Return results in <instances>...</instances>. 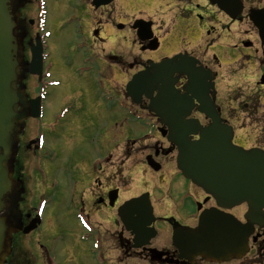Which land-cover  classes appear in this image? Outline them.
I'll return each mask as SVG.
<instances>
[{
  "label": "flooded vegetation",
  "instance_id": "flooded-vegetation-1",
  "mask_svg": "<svg viewBox=\"0 0 264 264\" xmlns=\"http://www.w3.org/2000/svg\"><path fill=\"white\" fill-rule=\"evenodd\" d=\"M117 1L121 11L133 12L126 19L139 52L125 68L128 79L143 71L150 62L159 63L183 55L185 61L193 64V69L208 78L203 82L206 88L201 93L205 91L204 98L221 124L232 129V144L264 152V0H239L238 13L234 8L230 14L213 5L219 0ZM53 6L68 12L70 9L78 16L87 12L82 18L94 41L99 38L100 25L111 15L108 6L95 8L92 0L9 1L15 22L16 59L21 69L17 87L24 90L28 102L40 99V117L27 118L18 130L17 155L8 164L14 184L4 198L0 215L12 231V238L11 251L4 264H57L55 253L48 251V246L54 241L53 245L58 247L54 238H62L60 232L69 240L70 264H264V223L261 228L255 226L248 239L247 254L238 260L235 257L188 258L176 249L172 239L175 228L196 227L199 215L215 209L216 204L178 173L175 149L161 137L165 127L149 114L145 107L147 101L139 106L130 105L124 90V98L133 108L131 113L134 117L140 113L146 115L145 125L151 134L139 138L116 134L102 142L100 151L105 158L99 157L87 164L80 178L82 184L62 191L60 207L65 212L66 225L60 229L54 221L58 208L53 217L44 221L43 213L55 198L46 194L36 197V192L38 188H46L40 183L48 180L44 175L47 166L53 164L54 153L47 147L46 133L37 130V122L44 120L47 91L59 87L50 72L49 54L43 41L48 34L49 9ZM165 44L173 48L171 56L153 58ZM33 47L42 59L35 75L29 73ZM103 58L105 63L126 64L114 56ZM174 78L177 79L175 90L183 95L187 77L174 74ZM198 107L195 105L191 119L199 120L203 126L209 125L210 121L198 115ZM17 110H21L19 105ZM64 110L56 114V122L63 118ZM246 128L252 138L247 148L238 143L241 142L239 132ZM147 160L155 163L158 170L148 168ZM140 168L151 172L155 182L152 190L145 188L138 192V188L135 191L128 188L132 175L138 174ZM145 195L149 200L143 203L147 204L145 209L134 214L122 210L130 199ZM156 196L161 200L155 199ZM160 203H174L176 216L159 215ZM244 211L243 207L242 214ZM223 212L234 216L235 209Z\"/></svg>",
  "mask_w": 264,
  "mask_h": 264
},
{
  "label": "water",
  "instance_id": "water-1",
  "mask_svg": "<svg viewBox=\"0 0 264 264\" xmlns=\"http://www.w3.org/2000/svg\"><path fill=\"white\" fill-rule=\"evenodd\" d=\"M111 1L93 0V4L99 7L101 4L109 5ZM9 11L8 0H0V211L13 186L8 164L16 154L18 130L27 117H35L33 107L25 103L23 89L16 87L20 68L13 36L15 22ZM178 58L150 64L145 71L133 76L125 87L127 95L135 103L144 96L150 101L149 111L167 125V138L177 147V168L184 177L202 188L221 208L231 209L244 203L248 206L244 218L250 222L244 225L217 211L205 212L200 216L197 228L181 229L175 233L173 239L177 249L192 258H223L232 254L239 257L247 250L251 224L263 217L264 153L233 146L231 130L220 124L213 108L203 97L201 106L205 107L199 110L211 118L212 124L202 128L197 121L185 120L192 107L187 94L192 93L195 97L199 76L186 70L183 62H176ZM174 73L186 74L190 80L184 96L173 89ZM154 91L157 94L152 97ZM18 105L20 111L17 110ZM193 136H198L199 140L192 141ZM144 201V197L132 199L124 209L132 213L145 209L147 204L144 206ZM11 232L5 218H0V264L9 254Z\"/></svg>",
  "mask_w": 264,
  "mask_h": 264
},
{
  "label": "rangeland",
  "instance_id": "rangeland-1",
  "mask_svg": "<svg viewBox=\"0 0 264 264\" xmlns=\"http://www.w3.org/2000/svg\"><path fill=\"white\" fill-rule=\"evenodd\" d=\"M108 8L111 15L105 24L103 21L100 25L99 38L95 41L83 22L82 17L87 12L78 16L70 9L68 12L53 6L47 17L48 34L43 41L49 54L47 63L50 72L53 79L59 82V87L47 91L44 120L37 122V130L46 133L47 147L51 148L54 156L51 158L53 164L47 166L44 175L48 180L40 183L46 188H38L36 197L46 194L55 198L46 207L43 219L46 221L53 217L58 208L54 221L60 229L67 223L65 212L60 207L62 191L82 184L80 178L87 164L96 158H105L101 154L100 144L116 134L139 138L150 133L145 127L146 121L137 120L131 113L133 108H130L131 104L127 103L123 93L128 79L125 68L139 53L126 19L133 12L121 11L117 0ZM94 17L92 13V21ZM172 50L170 45L165 44L152 57L167 58L171 56ZM106 55L114 56L126 64L105 63L103 57ZM31 85H34L33 81ZM62 108H66L65 114L56 122V114ZM239 133L241 142L238 143L249 147L252 138L247 128ZM151 175V172L140 168L138 174L132 175L128 188L133 191L138 188V192L145 188L152 190L155 182ZM155 199L161 200V197L156 196ZM175 207L174 203H160L158 214L176 216ZM242 210L236 209L234 215L240 218ZM59 234L63 239L59 236L54 238L58 247L53 245L51 238L53 242L49 244L48 251L55 253L57 264H70L67 259L69 240L62 232Z\"/></svg>",
  "mask_w": 264,
  "mask_h": 264
}]
</instances>
